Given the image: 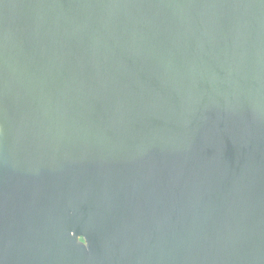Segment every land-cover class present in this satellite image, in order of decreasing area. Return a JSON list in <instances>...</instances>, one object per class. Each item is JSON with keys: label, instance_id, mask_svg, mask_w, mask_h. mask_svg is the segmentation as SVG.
<instances>
[{"label": "water", "instance_id": "water-1", "mask_svg": "<svg viewBox=\"0 0 264 264\" xmlns=\"http://www.w3.org/2000/svg\"><path fill=\"white\" fill-rule=\"evenodd\" d=\"M0 264H264V0H0Z\"/></svg>", "mask_w": 264, "mask_h": 264}]
</instances>
